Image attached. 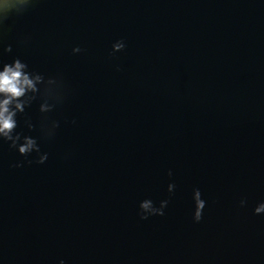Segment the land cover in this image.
<instances>
[{"label": "water", "instance_id": "1", "mask_svg": "<svg viewBox=\"0 0 264 264\" xmlns=\"http://www.w3.org/2000/svg\"><path fill=\"white\" fill-rule=\"evenodd\" d=\"M17 56L64 100L51 138L17 118L44 164L0 141V264H264V0H36L0 26Z\"/></svg>", "mask_w": 264, "mask_h": 264}, {"label": "clouds", "instance_id": "2", "mask_svg": "<svg viewBox=\"0 0 264 264\" xmlns=\"http://www.w3.org/2000/svg\"><path fill=\"white\" fill-rule=\"evenodd\" d=\"M36 0H0V26L10 17L23 14L33 6ZM124 40H117L112 44V52L117 53L125 49ZM82 51L79 46L72 49V53L78 54ZM3 53H11L12 45L4 46ZM64 83L60 76H45V74L31 69L27 62L20 57H14L11 62L0 60V141L8 143L10 149L15 150L22 157H29L36 154L35 161L28 160V163L44 164L48 160V153L42 152L38 138L30 133L36 130V125L31 119L23 121V128L20 127L18 116L23 115L26 109L38 102V111L45 119L40 125V132L46 137H53L60 127L57 120H49L47 114L53 112L58 104L64 100ZM18 128L20 130H18ZM26 128L27 132L23 129ZM24 161H18L13 167H22ZM172 171H168L171 178ZM176 184L169 182L167 192L169 198L174 194ZM193 200V221L199 223L206 208V200L202 198L199 188L192 191ZM169 199H163L156 206L152 199L145 198L139 203V217L147 220L153 216H164ZM240 207L247 205L246 199L239 201ZM254 215H264V201H260L253 209ZM59 264H66L61 259Z\"/></svg>", "mask_w": 264, "mask_h": 264}]
</instances>
